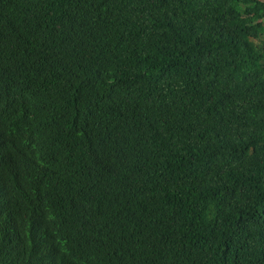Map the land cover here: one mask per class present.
<instances>
[{
  "label": "trees",
  "instance_id": "16d2710c",
  "mask_svg": "<svg viewBox=\"0 0 264 264\" xmlns=\"http://www.w3.org/2000/svg\"><path fill=\"white\" fill-rule=\"evenodd\" d=\"M0 264H264V0H0Z\"/></svg>",
  "mask_w": 264,
  "mask_h": 264
}]
</instances>
